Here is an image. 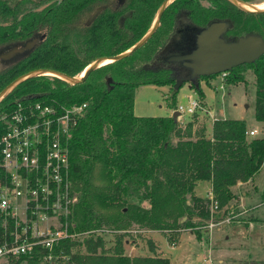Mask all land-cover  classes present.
I'll return each instance as SVG.
<instances>
[{"label": "trees", "instance_id": "16d2710c", "mask_svg": "<svg viewBox=\"0 0 264 264\" xmlns=\"http://www.w3.org/2000/svg\"><path fill=\"white\" fill-rule=\"evenodd\" d=\"M135 1L127 0L124 10L115 11L114 0H0V53L37 40L32 48L0 60V91L30 70L49 68L77 76L96 58L130 48L146 33L162 0ZM212 5L191 8L192 20L205 25L228 17L231 35L257 33L264 39V12L245 13L230 0ZM97 6L103 10L89 23ZM203 10L205 17H198L196 12ZM172 24L164 17L142 47L97 68L82 83L39 75L0 102V111L32 94L68 105L86 103L69 150L77 198L73 220L75 230L84 234L67 242L65 264H171L158 254L129 255L131 233L162 231L175 243L180 230L190 229L202 240L208 230H196L193 219L209 218V199L195 195L197 182H211L221 209L235 199L233 187L252 179L264 163V137L249 138L244 120L216 118L209 132L196 123L197 113L188 122L172 117L182 84L165 69L149 66ZM243 68L253 76L256 119L264 121V54L227 71L224 82L240 79ZM212 76L203 79L208 84ZM146 84L167 86L169 115H135V91ZM194 89L206 106L200 84ZM148 244L153 249L151 240Z\"/></svg>", "mask_w": 264, "mask_h": 264}, {"label": "built area", "instance_id": "2783aa9c", "mask_svg": "<svg viewBox=\"0 0 264 264\" xmlns=\"http://www.w3.org/2000/svg\"><path fill=\"white\" fill-rule=\"evenodd\" d=\"M189 100V106L179 105L171 113L179 112L180 119L202 112L215 120L198 98ZM85 108L86 103L68 105L32 94L0 111V264H65L67 242L84 234L75 230L73 220L77 198L69 150ZM256 133L255 128L246 131ZM207 198L204 227L209 231L216 225L219 203L212 190Z\"/></svg>", "mask_w": 264, "mask_h": 264}, {"label": "rangeland", "instance_id": "374dc122", "mask_svg": "<svg viewBox=\"0 0 264 264\" xmlns=\"http://www.w3.org/2000/svg\"><path fill=\"white\" fill-rule=\"evenodd\" d=\"M253 3L262 5L264 0H256ZM238 74L240 79L232 80L230 83L224 82L225 77L221 74L212 76L208 84L202 78L200 89L204 93V102L214 119L220 117L242 119L248 128L254 127L257 130V133L248 136L249 138L264 137V121H258L255 116L256 97L251 70L243 68ZM188 84L190 83H182L177 94L176 106L186 108L190 104L189 98H198L201 101L196 90ZM166 92L167 86L142 85L135 91V101L146 106L145 108H153L154 116L169 115L170 109L164 98ZM197 114L198 126L204 124L210 132L212 117L202 112ZM192 117L188 113L182 115L183 121ZM252 185L258 187L257 192L247 197L245 204L242 203L241 190L246 189L248 194L250 189L243 187L233 190L236 194L235 199L218 209L215 215L216 225L204 234L202 240H197L191 235L192 230H180L179 237L181 233L182 236L177 239V243L175 241V245L171 244L168 235L162 231L131 233L129 242L137 245L132 253L136 256H148L155 254L156 251L159 255L167 257L172 264H264V163L254 176ZM210 190L207 180H203L194 189L195 195L203 198L207 197ZM193 222L197 226L196 230H203L207 220L195 217ZM223 224L225 226H222ZM148 238L154 242L156 246L154 249L150 248Z\"/></svg>", "mask_w": 264, "mask_h": 264}, {"label": "water", "instance_id": "95a60500", "mask_svg": "<svg viewBox=\"0 0 264 264\" xmlns=\"http://www.w3.org/2000/svg\"><path fill=\"white\" fill-rule=\"evenodd\" d=\"M172 0H165L157 13L151 27L146 33L130 48L111 56H100L93 60L86 68L84 74L71 76L58 70L49 68H38L30 70L12 80L0 91V102L25 80L39 76L50 75L58 77L72 84L82 83L88 75L97 68L109 64L111 62L121 60L133 54L136 50L142 47L156 31L160 17ZM239 8L247 12H264L262 10H254L252 6L242 0H230ZM100 9L98 8L89 18V23L92 22ZM233 23L230 20H213L205 27L199 28L190 26L189 31L184 34H178L176 30L172 33L162 49L158 53L169 52L173 48L174 51L180 52L172 57L176 62H182L183 65L189 68L192 72L193 86L199 87L198 78L201 76H211L230 71L232 68L245 64L252 63L264 54V39L260 34L247 33L237 38L225 39L223 34L232 27ZM37 40L32 39L25 45L12 48L0 53V60H7L18 53H22L36 44ZM157 56V55H156ZM155 56V57H156ZM155 57L153 62L155 61ZM111 78H108V83ZM182 82H177L180 86ZM179 112L172 113V117L176 119Z\"/></svg>", "mask_w": 264, "mask_h": 264}, {"label": "flooded vegetation", "instance_id": "af4514ba", "mask_svg": "<svg viewBox=\"0 0 264 264\" xmlns=\"http://www.w3.org/2000/svg\"><path fill=\"white\" fill-rule=\"evenodd\" d=\"M164 1L165 0L161 1L160 5L158 6L157 10L155 11L154 16L152 18V21H151L148 29L153 24L154 19L157 16V13L159 11V8H160L161 4ZM213 1L214 0H172L171 3L167 6V8L162 13V15L160 17L159 25H158L156 31L160 27L162 19L164 17L166 19H171V22H173L172 29H171V32H170L169 36L172 33H174L176 30L178 31V34H184V33L189 31L190 26L199 27V28L205 27L209 22H211L213 20H209L205 25H201V24L196 23L195 21L192 20V18L190 16L191 8H194L195 6H197V8H206V7L210 8V7L213 6L212 5ZM242 1H244L245 3H247L249 5L257 4V3H253L256 0H254V1H252V0H242ZM114 2L115 3H112L113 7L112 6L111 7L113 9H115V11H120L121 9H123V8H121V6H123L127 2V0H114ZM135 2H136L135 0H132V1L130 0V3L135 4ZM98 8L100 9L99 13L97 14V16H98L100 14V12L103 10V6H97L95 8V10L92 12V14ZM241 10L243 12H245V13H255V12H247V11H244L243 9H241ZM167 11H168L167 15L164 16V14H166ZM196 13L198 14V17H201V18L205 17L204 10L202 12H196ZM92 14L89 16V18L92 16ZM89 18L87 20L88 22H89ZM224 19L225 20H230L232 22L231 18L225 17ZM232 27H233V25H232ZM232 27H230L223 34L225 39L237 38V37H235V36L230 34V30H231ZM167 39H166V41H167ZM166 41L163 43V45L166 43ZM163 45L159 48V50L154 55V57L157 55L155 57V61L153 62V59H154V57H153V59H152L151 63L149 64V66L152 67V68L165 69L166 71L169 72V75L175 79L176 82H182V83L183 82L184 83L187 82V83H190V84H188L189 87H194L193 84H192L193 83V81H192L193 75H192L191 70L189 68L185 67L182 62H176V61H174L172 59L173 56L179 54L180 52H178V51H174L173 52L172 51L173 48H172V49H170L169 52L158 53L162 49ZM202 78H203V76L198 78L199 84H200V81H202Z\"/></svg>", "mask_w": 264, "mask_h": 264}, {"label": "crops", "instance_id": "0c3cea01", "mask_svg": "<svg viewBox=\"0 0 264 264\" xmlns=\"http://www.w3.org/2000/svg\"><path fill=\"white\" fill-rule=\"evenodd\" d=\"M146 106H142V105H140V104H137V102L135 101V105H134V113H135V115H138V116H154L153 115V108H145ZM207 107V106H206ZM208 108V107H207ZM198 113V112H197ZM205 114V113H204ZM222 114V113H221ZM207 115H209V114H207ZM193 116V115H192ZM180 119H182V121H183V118L181 117ZM189 120H191V118L189 119ZM189 120H186L185 122H188ZM252 128H254V127H252ZM252 128H248V130H250V129H252ZM253 179H254V177L252 178V179H250V180H248V181H246V182H238L234 187H233V190H237V189H241V188H243V187H247L248 189H250V191H248L249 193L247 194V192H246V189H243V190H241V192H242V203L243 204H245V202L247 201V197H250V196H252L253 195V193H256L257 192V189H258V187L256 186V185H252V183H253ZM208 181V180H207ZM202 181H199V182H197V184H196V186L198 185V184H200ZM208 183H209V185H210V188H211V182L210 181H208ZM250 185H251V187H253V188H251L250 187ZM195 189V188H194ZM209 192V191H208ZM207 192V193H208ZM194 193H195V191H194ZM204 198H206V197H204ZM200 219V218H199ZM251 222V221H250ZM249 222V223H250ZM248 223V224H249ZM222 226H225V224H223ZM186 230H188V231H190V229H186ZM194 232L192 231H190V234L191 235H193L196 239H197V237H196V234L194 235L193 234ZM181 236H182V233H181ZM180 236V237H181ZM180 237H178V239L180 238ZM148 240H151L152 241V239L151 238H148L147 239V242H148ZM198 240V239H197ZM178 241V240H177ZM177 241H176V243H177ZM153 242V241H152ZM176 243H171V244H173V245H175ZM153 244H154V242H153ZM129 247V252H128V254L129 255H131V256H136V255H134V253H132V251L134 250V248L135 247H137V245L136 244H130V242L128 243V245H127V248ZM156 246H155V244H154V247H153V249L155 248ZM155 252V254H158L156 251H154ZM159 255V254H158ZM221 261H223V260H221ZM172 264V263H171Z\"/></svg>", "mask_w": 264, "mask_h": 264}, {"label": "bare ground", "instance_id": "6f19581e", "mask_svg": "<svg viewBox=\"0 0 264 264\" xmlns=\"http://www.w3.org/2000/svg\"><path fill=\"white\" fill-rule=\"evenodd\" d=\"M251 6H252V9H254V10H262V9H264V4H262V5L252 4ZM84 72L82 74H84Z\"/></svg>", "mask_w": 264, "mask_h": 264}]
</instances>
